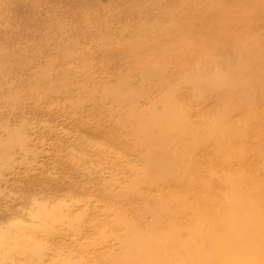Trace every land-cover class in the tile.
Masks as SVG:
<instances>
[{
  "label": "rangeland",
  "instance_id": "rangeland-1",
  "mask_svg": "<svg viewBox=\"0 0 264 264\" xmlns=\"http://www.w3.org/2000/svg\"><path fill=\"white\" fill-rule=\"evenodd\" d=\"M176 4L0 0V264H47L50 259L51 264H110L124 256L118 242L125 238L123 226L156 242L160 237L187 240L156 217L161 197L145 174L155 176L162 193L178 192L162 185L153 165L146 167L130 136L142 125L159 131V121L147 116L138 122L130 113L137 115L150 104L158 111L167 96L188 129L204 120L207 126L218 122L223 109L228 113L226 124L244 135L234 153L244 159L232 169L240 167L262 190L251 196L262 199L264 123L258 115L246 120L242 110L230 112L220 95L203 96L192 86L199 76L206 82L226 73L221 62L234 66L236 58L222 53L218 44L206 53L208 68L189 65L188 53L179 46L184 39L179 28L167 29L165 17L172 15L163 16L158 7L173 10ZM186 13H179L183 21ZM172 38L178 64L173 58L164 61L155 46ZM255 47L264 50V42ZM159 68L164 69L160 78L154 77ZM249 84L256 85L254 76ZM132 98L137 107L129 105ZM206 154L195 153L187 162L201 166L204 159H214L211 147ZM202 169L207 182L226 175L213 166ZM218 189V198L229 192ZM184 254L190 255L179 252Z\"/></svg>",
  "mask_w": 264,
  "mask_h": 264
},
{
  "label": "bare ground",
  "instance_id": "bare-ground-1",
  "mask_svg": "<svg viewBox=\"0 0 264 264\" xmlns=\"http://www.w3.org/2000/svg\"><path fill=\"white\" fill-rule=\"evenodd\" d=\"M176 2L173 10L158 7L163 16L172 15V19L165 17L169 22L167 29L179 28L180 35L184 38L179 46L188 53L189 65L197 64L208 68L211 63L210 58H206V53L214 51L218 44L221 45L222 53H231L236 58L234 66H230L227 60L221 62L226 73H217L206 82L199 76L193 81V88L203 96L206 93L220 95V102L225 104L224 108H230V112L242 110L246 120L258 115L264 123V50L253 48L254 44L264 42V38H261L264 37V0ZM182 10L187 12L185 21L179 14ZM174 40L175 38L170 39L169 44L164 46H155L163 55L164 61L173 58L175 64H178V58L170 48ZM249 42L252 45L246 50ZM170 51L171 54H168ZM183 65L186 66L180 64L181 67ZM159 69L152 73L154 77L160 78L164 69ZM252 76L256 78V85L253 86L249 84ZM234 98L236 103L232 102ZM135 101L136 98H132L128 102L131 108L138 106ZM159 104L158 111L154 109L156 106L152 110L150 104L137 115L130 113L138 122L147 116L150 121H159L155 126L159 131L142 125L133 127L130 136L133 139V149L138 152L146 167L153 165L161 182L163 181L162 185L178 192L177 196L162 193L158 184L153 182L155 176L145 174V180L151 183L149 187L157 188L161 197L158 206L163 207L158 212L155 211L156 217L164 224L171 225L174 231H182L187 240L181 242L180 239L172 238L163 241L160 237L156 242L149 236L140 237L139 231L134 227L123 226L125 238L118 242L124 256L110 260V264H264V195L260 200L252 197L251 193L255 194L261 189H258L247 174L242 173L240 167L232 169L233 163L244 159L243 155H234L244 135L226 124L228 113L223 112L224 109L219 114L218 122L207 126V121L204 120L199 128L188 129L185 126L186 119L174 114L175 105L168 96ZM142 111L145 112L141 114ZM154 132L158 134L153 135ZM209 147L214 154L212 161L206 158L201 166L187 162L200 151L207 156ZM221 149L223 154L219 156ZM207 165L226 175L221 178L215 175L214 182L204 181L201 172ZM220 186L228 188L229 192L218 198L216 193ZM220 198L222 199L219 200ZM40 215L45 219L50 216L47 217L45 213ZM181 219L185 225L179 226ZM130 236L133 237L131 241L127 240ZM160 244H164L163 249ZM180 251L191 253L192 257L187 254L179 255ZM47 264H51V259Z\"/></svg>",
  "mask_w": 264,
  "mask_h": 264
}]
</instances>
